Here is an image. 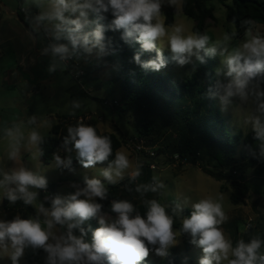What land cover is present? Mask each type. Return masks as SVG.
<instances>
[{
  "label": "rangeland",
  "instance_id": "1",
  "mask_svg": "<svg viewBox=\"0 0 264 264\" xmlns=\"http://www.w3.org/2000/svg\"><path fill=\"white\" fill-rule=\"evenodd\" d=\"M54 2L55 0H0V181L4 180L5 174L24 168L44 176L47 181L46 187H51L55 199L67 200L78 189L86 186V178L99 179L106 186L109 181L102 173L109 166L95 165L85 168L83 165H78L61 168L56 161L46 163L40 156L39 140L48 135L51 128L65 117L74 115L89 117L92 121H96L101 132L114 133L121 140L123 137L129 139L134 135V128L139 124V120L145 117L146 113L135 108L131 113L121 116L113 112L110 106L104 105V100L112 102L119 100L121 96L120 88L116 84L120 65L117 59H113L112 63L108 62L107 52L99 45H95L94 40L84 51L67 48V52L63 54L72 55L81 64L84 75L80 82L74 79L75 72L71 70L72 65H66L58 55H53L52 50L55 47L53 42L57 37L68 39L65 26L52 14ZM79 2L83 3L84 0ZM160 3L159 21L164 25L167 34H170L175 27L183 29L182 35L197 34L196 22L183 14V0H176L175 3L171 0H160ZM206 6L214 8L215 19L208 20L205 35L209 36L206 48L214 45L217 47L216 53H209L215 58L213 69L220 83V89L216 94L203 96L206 102L211 103L210 105L207 102L208 108L205 113L212 119H216V114L219 113L232 135L245 136L255 130L257 119L264 127V88L258 81L247 80L243 96H226V86L234 83L236 79L235 74L231 76L227 74V58L249 40L264 38V24H252L241 36H238L235 33L236 6L232 2L223 5L218 0H209ZM32 9L37 10V17L31 15ZM94 9L96 5L93 3L92 8L84 10L85 17H80L79 11L75 13L68 11L64 16L66 19L80 18L83 24L81 30H84L95 20ZM169 13L173 16L171 26L167 24ZM152 22L157 21L154 19ZM229 32H233V35ZM217 41L220 43L217 44ZM155 47L166 55L167 59H172L167 70L175 80L184 79V76L190 75L194 70L193 64L198 60L197 55H185V62L181 64L178 59L173 58L174 54L169 47L167 35L158 40ZM202 52L203 50L199 52V56ZM185 113L188 118L194 119L191 108L183 106V114ZM33 131L39 136L34 143L29 139ZM173 132L174 127L169 126L165 136L154 138L153 143L147 145L154 147L156 152L158 147L163 146L165 138ZM243 147L241 145L238 148V160L241 159ZM13 151L16 153L14 157L10 155ZM118 151L127 156L129 167L122 170L119 177L113 172L115 183L134 177L133 173L140 171L142 162L148 165L153 163L157 167L153 171L149 168L143 170L144 176L136 193L138 203L148 204L149 201L155 200L165 210L176 205L178 209L176 215L183 224V220L187 218L183 216L184 209L193 211V205L200 199L211 197L222 205L226 219L217 227L233 249L235 248L234 224L239 226L241 233L250 228L259 231L264 227V168L263 175L260 176L254 174L255 169L247 168L243 170V174L240 171L235 173L232 181H217L205 173L199 164L180 165V161H173L174 155H170L169 150L156 153V157L152 159L138 157L134 152L133 142L128 140ZM262 162L264 164V152ZM151 181L156 182L155 191L152 190ZM233 181L249 186L250 191L244 202L235 204L231 201V196L235 194ZM16 187L12 183H0V220L15 219L17 216L22 218L26 215L27 219H38L42 227L46 228L45 221L50 217L40 212L39 207L42 205L46 210L51 211L54 199L42 194V189L30 188V191L37 193L33 204H25L22 199L5 203V196L9 190H14ZM79 198L85 199L84 196ZM96 198H93L94 201ZM104 217L108 221L116 219L110 215ZM83 223L91 225L89 232L82 234L78 228H74L72 234L77 237L82 236L86 243L91 244L93 232L99 226L92 218ZM172 230L176 233V243L169 246L167 255H158L156 248L159 245H155L148 248L149 254L144 260L148 264H160L175 256L179 264H199L205 255L202 246L193 242L190 233L180 229ZM51 231L59 237L66 235L68 229L66 224H54ZM196 239L198 240V237ZM49 242L54 241L50 239ZM231 259L235 257L229 251L228 259H222L219 264H228ZM24 260L25 249L15 264H24ZM0 264H13L10 251L4 252L0 249ZM213 264L217 262L213 261Z\"/></svg>",
  "mask_w": 264,
  "mask_h": 264
},
{
  "label": "clouds",
  "instance_id": "2",
  "mask_svg": "<svg viewBox=\"0 0 264 264\" xmlns=\"http://www.w3.org/2000/svg\"><path fill=\"white\" fill-rule=\"evenodd\" d=\"M171 2L175 3L176 0ZM93 3L99 6L98 9H94L96 11L107 12L111 9L115 16L114 26L118 29L123 28L125 37L136 34L137 40L146 50L153 49L156 42L167 35L169 47L174 54L173 58L178 59L181 64L185 62V55L196 54L198 59L203 60L199 56L201 50L211 53L217 51L216 45L206 48L209 42L207 35H182L183 29L180 27H175L170 34H167L164 25L159 21L160 0H84L83 3L79 0H55L52 14L65 26L67 38L74 48L81 44L87 46L92 41L88 34H80L83 27L81 19H66L64 13L79 11V16L85 17L84 10L92 8ZM154 19L156 23L152 22ZM90 35L94 44L103 48V28L98 26ZM219 43L217 41V44ZM52 51L53 55L59 54L63 57L67 47L55 46ZM136 59L139 61V56ZM149 64L154 68L160 67L155 61H150ZM227 65V74L229 76L235 74L236 79L234 83L226 86V96H243L247 80L264 69V39L253 38L244 43L241 49L235 50L227 58ZM67 131L75 149L78 150L83 167L89 168L98 162H105L112 154L110 137L98 134L93 126L80 123L75 127H69ZM255 131L258 138L264 139V127L260 125L258 119L255 122ZM29 139L34 143L39 136L33 131ZM15 154L13 151L10 155L14 157ZM55 160L58 166L67 167L71 163L70 160H62L58 155ZM112 165L115 167L110 165L102 175L110 183H115L113 172L116 177L121 176L122 170L129 167V160L124 153L118 151ZM133 175H139V172ZM0 183H12L17 186L7 193L9 201L22 199L29 205L34 203L37 196L36 192L29 189H44L47 186L44 176L24 168L5 174L4 180ZM85 184L84 188L78 189L67 200L54 199L51 211L46 210L42 205L39 207L40 212L50 217L45 221L46 228L42 227L38 219H21L17 216L11 221L0 220V249L4 252L10 251L13 264L29 246L43 248L48 253L47 264H105V261L107 264H137L149 254L145 241L151 245H159L156 248L158 255H167L169 246L176 243V233L172 230L173 220L162 205L155 200L149 201L146 218H143L138 213L135 216L131 215L134 208L130 202L116 201L112 204V211L117 217L108 221L100 215L101 204L93 199L105 198L107 190L103 183L96 178H86ZM81 196L85 199H80ZM193 209L190 217L183 220L182 230L190 233L193 242L202 246L205 255L199 264H213V261L219 264L222 259H228L229 251L235 259L229 260L228 264H257V260L259 264H264V255L258 256V249L262 243L259 239H253L248 244L240 240L234 249L225 239L222 231L217 227L226 219L220 202L211 197L200 199L193 205ZM92 217H98L100 227L93 232L92 243L89 244L82 236H74L72 229L80 228L85 220ZM54 224H66L67 234L56 237L51 231ZM80 231L84 233L83 228H80ZM50 239L54 243L49 242Z\"/></svg>",
  "mask_w": 264,
  "mask_h": 264
},
{
  "label": "trees",
  "instance_id": "3",
  "mask_svg": "<svg viewBox=\"0 0 264 264\" xmlns=\"http://www.w3.org/2000/svg\"><path fill=\"white\" fill-rule=\"evenodd\" d=\"M209 0H183V14L196 22L195 32L198 35H205L208 20L215 19L214 8L207 7L206 2ZM223 5L227 2H232L236 6V35L241 36L244 31L252 24H264V0H218ZM99 6L96 5V9ZM95 20L89 23L86 29L81 30V35L88 34L92 40L91 33L96 28H103V49L108 54V62H113L117 59L119 63L118 76L116 84H118L121 96L118 100L119 104L112 108L113 112L125 116L128 112L131 113L135 108L143 110L146 113L145 117L139 120V124L134 128V135L129 139L123 137L119 139L117 135L109 132H101L96 121L89 120L85 125L93 126L97 129L98 134L108 135L112 141V154L105 162H98L96 165L112 166V161L115 155L122 147L123 143L128 140H146L147 144H152L154 138L165 136L167 128L174 127V132L167 136L163 146L158 147L156 153L163 151L173 154V161H185L191 165H200L205 173L213 177L217 181H232L235 173L242 172L247 168L255 169V175H263V140L257 137L256 131H250L245 136L232 135L219 113L216 114V119L208 117L206 109L207 102L204 100V95L216 94L219 92L220 83L218 82L213 66L215 65L214 55L203 50L200 57L194 62V70L184 79H176L167 70V67L172 63V59H167L158 51L156 47L151 50H146L142 47V43L136 38V34L131 37H125L123 28H116L113 24L115 16L112 10L107 12L103 10L96 11ZM31 15L38 16L36 9H32ZM20 19L23 18L20 16ZM173 16L168 14L167 24L172 25ZM233 35V32H229ZM264 39V38H261ZM92 42L87 46L78 45L73 47L70 40H63L60 37L53 42L54 46L65 45L67 48L75 51L86 50ZM62 60L61 55L57 54ZM139 56V61L136 57ZM150 61H155L160 64L159 68H154L149 64ZM249 81H258L264 88V69L258 72L254 77L249 78ZM183 106L191 108V113L194 119L188 118L187 114H183ZM187 109V108H186ZM196 115V117H195ZM74 115L65 117L59 124L54 125L49 134L43 136L39 140L38 148L40 156L44 162L50 163L56 161L58 155L62 160L71 163L67 167L59 165L61 168H70L80 163L78 150L75 149L74 143L68 135V128L75 127L80 123L71 121L70 118L79 117ZM243 145L244 151L241 153V159L238 160V148ZM171 149H173L171 151ZM176 157L179 159L177 160ZM139 175L129 177L119 183H107L106 196L104 199L97 197L96 203L101 204L100 215H110L117 217V214L112 211V204L116 201L126 200L133 205L134 211L131 215L137 213L146 218L148 204H140L136 200V193L141 179L144 176L146 168L150 169L148 164L140 166ZM240 173L241 176H244ZM153 182L151 181L152 189ZM234 192L231 196V201L235 204L244 202V198L248 195L250 188L245 183L233 181ZM52 186V185H51ZM51 190V187H46ZM157 189V188H155ZM42 194L46 195L41 190ZM9 200L5 196V203ZM178 209L171 206L166 209V213L172 218V229L182 230L183 224L177 217ZM190 209H184L183 216L187 218L191 215ZM182 217V215H181ZM21 219H27V216H22ZM94 222L100 227L98 217H92ZM8 218L6 221H11ZM115 220V219H114ZM80 228L84 229V233H88L91 225L83 223ZM80 228H78L79 232ZM235 233L233 234V245L236 247L240 240L248 244L253 239H259L261 247L258 249V256L264 255V227L259 231L248 229L241 233L239 226L234 224ZM183 231V230H182ZM184 232V231H183ZM257 232V233H256ZM54 243V242H52ZM146 247L152 248L155 245L148 244L145 241ZM48 253L43 248H25L24 264H47ZM137 264H148L144 259ZM160 264H179L177 257L173 256L168 260L160 262ZM259 264V260H257Z\"/></svg>",
  "mask_w": 264,
  "mask_h": 264
},
{
  "label": "built area",
  "instance_id": "4",
  "mask_svg": "<svg viewBox=\"0 0 264 264\" xmlns=\"http://www.w3.org/2000/svg\"><path fill=\"white\" fill-rule=\"evenodd\" d=\"M62 61L68 66L72 65L71 70L75 72L74 79L76 81L80 82L81 77L84 75V72L81 69V64L79 62H77L76 59L72 55H68V56L63 55ZM118 104H119L118 100H114L112 102H108V101L104 100V105L110 106L111 108H113L114 106H117ZM70 120L77 122V123L86 124L91 119L89 117L79 116V117L70 118ZM131 142H133L134 152L136 153V155L138 157L142 156V157H147V158H151V159L156 157V152H155L154 147L146 145V140L140 139V140H136V142H134V140ZM176 159L178 160L179 158L176 157ZM181 163L184 164L186 162L182 161ZM145 164H147V163L142 162L140 164V166H144ZM149 167L152 170L157 169L156 165L153 163H149ZM153 187L156 188V182H153ZM43 192L46 195H48L50 199H55V197H56L55 193L50 189L44 188ZM248 227H250V225H248Z\"/></svg>",
  "mask_w": 264,
  "mask_h": 264
},
{
  "label": "water",
  "instance_id": "5",
  "mask_svg": "<svg viewBox=\"0 0 264 264\" xmlns=\"http://www.w3.org/2000/svg\"><path fill=\"white\" fill-rule=\"evenodd\" d=\"M18 16V15H17Z\"/></svg>",
  "mask_w": 264,
  "mask_h": 264
}]
</instances>
